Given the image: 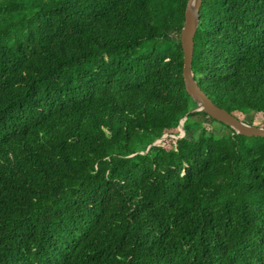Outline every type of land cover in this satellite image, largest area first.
I'll list each match as a JSON object with an SVG mask.
<instances>
[{"label": "trees", "instance_id": "obj_1", "mask_svg": "<svg viewBox=\"0 0 264 264\" xmlns=\"http://www.w3.org/2000/svg\"><path fill=\"white\" fill-rule=\"evenodd\" d=\"M186 3L0 0V264H264V138L192 112ZM199 16L198 86L264 120V0Z\"/></svg>", "mask_w": 264, "mask_h": 264}, {"label": "water", "instance_id": "obj_2", "mask_svg": "<svg viewBox=\"0 0 264 264\" xmlns=\"http://www.w3.org/2000/svg\"><path fill=\"white\" fill-rule=\"evenodd\" d=\"M201 3L202 0H187L184 10V21L179 38L183 53L182 79L185 91L191 100L196 104V108L192 112H203L210 119L231 128L238 135L249 138H264V127L249 125L233 114H230L224 109L216 106L200 89L194 79L191 63L194 47V35L197 31L200 20L199 10ZM184 120L185 118L179 127V130L182 131L183 134L184 131L182 129V124ZM182 136L183 135H179L176 138H180ZM163 138L159 141L163 140Z\"/></svg>", "mask_w": 264, "mask_h": 264}, {"label": "rangeland", "instance_id": "obj_3", "mask_svg": "<svg viewBox=\"0 0 264 264\" xmlns=\"http://www.w3.org/2000/svg\"><path fill=\"white\" fill-rule=\"evenodd\" d=\"M235 116L244 121L245 123H251V125L256 126V127H264V120L263 117L260 114H240V113H235ZM204 124L206 125L207 130L210 133H218L220 128L218 129V125L216 123L211 122L209 119L204 120ZM179 135H183L182 131L178 129ZM177 135V136H179ZM176 136V137H177ZM175 136H165L163 140L157 142V144H162L166 145L167 144V139H176Z\"/></svg>", "mask_w": 264, "mask_h": 264}]
</instances>
